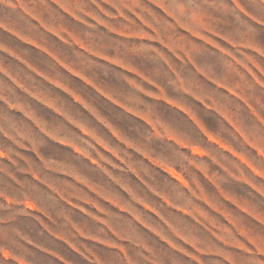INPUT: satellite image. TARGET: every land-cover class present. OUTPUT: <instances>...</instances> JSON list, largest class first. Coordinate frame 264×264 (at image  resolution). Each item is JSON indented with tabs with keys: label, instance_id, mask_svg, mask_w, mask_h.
<instances>
[{
	"label": "clouds",
	"instance_id": "obj_1",
	"mask_svg": "<svg viewBox=\"0 0 264 264\" xmlns=\"http://www.w3.org/2000/svg\"><path fill=\"white\" fill-rule=\"evenodd\" d=\"M0 264H264V0H0Z\"/></svg>",
	"mask_w": 264,
	"mask_h": 264
},
{
	"label": "rangeland",
	"instance_id": "obj_2",
	"mask_svg": "<svg viewBox=\"0 0 264 264\" xmlns=\"http://www.w3.org/2000/svg\"><path fill=\"white\" fill-rule=\"evenodd\" d=\"M57 38H59V37H57ZM30 43H32V46H33V47H37L38 50L41 51V52H43L45 55H49V56H51V53H49L47 49L39 48V46L36 45L34 42H30ZM81 47H82V46H81ZM52 58L55 59V57H52ZM57 62L59 63V61H57ZM61 66L64 67L66 71L71 72V69H69L66 65L61 64ZM28 67H29L30 70H31V66H28ZM36 74H37L38 76H40L41 78L47 80V77H44L43 74H41V73H36ZM71 74L74 75V76H76L77 78H81V77L79 76L78 73H71ZM48 82L51 83V84H53L55 87L60 88V89H61L62 91H64L65 93H67V94H69V95H72L73 99H74L77 103L82 104V106L85 107L86 110L91 111V109H88V105L84 104L83 101H81L80 97L75 96L73 93H71L70 90H69L68 88L64 87L63 85L59 84L57 81H54V80H50V81H48ZM84 82H85L86 84H88V86H90V87H95L94 85H92V83H91L90 81L85 80ZM96 90H97L98 92H100L99 89H96ZM100 94H101V95H105L103 92H100ZM34 98L37 99V100H41V101L45 104L46 107L55 110V108H54V103H53L52 101L43 100V98H42V97H39V96L34 97ZM105 98L110 99V98L107 97L106 95H105ZM117 106H119V105H117ZM58 114H59V113H58ZM135 115H137V117H139V114H135ZM202 131H203V129H202ZM85 134H87V133H85ZM113 135L116 136V133H113ZM205 135H207L206 132H205ZM208 139H209V141H211V142H213V143H218V142L215 141V139H214L212 136H210V135H208ZM103 147H104V150H105V151H109V150L107 149L106 146H103ZM221 147H223V146L221 145ZM191 151H192L194 154H197V153H198V150L195 149V148L191 149ZM171 175H173L178 181H180L181 183H183V180H182L181 177L175 176V173H171ZM205 178L208 179L207 176H205ZM209 182L211 183V181H209ZM224 199H225L226 202H228V203H232L234 207H238V205H237L234 201H232L229 197L225 196ZM202 202L205 204V206H206L210 211L214 212V213L217 214V215H220V216H221V217H222L227 223H231V220H230V218L228 217V215H227L225 212H223L220 208H216L215 206L211 205V204L207 201L206 198H205Z\"/></svg>",
	"mask_w": 264,
	"mask_h": 264
}]
</instances>
